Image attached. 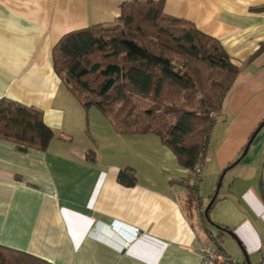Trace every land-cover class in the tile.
Wrapping results in <instances>:
<instances>
[{
  "label": "crops",
  "instance_id": "0c3cea01",
  "mask_svg": "<svg viewBox=\"0 0 264 264\" xmlns=\"http://www.w3.org/2000/svg\"><path fill=\"white\" fill-rule=\"evenodd\" d=\"M124 1L0 0V99L40 110L54 132L45 150L0 137V245L54 264H204L211 245L264 264V123L244 151L264 120V0L164 2L238 68L209 132L198 206L185 189L194 172L156 134L117 133L54 71L58 40L113 24ZM124 168L134 185L117 181Z\"/></svg>",
  "mask_w": 264,
  "mask_h": 264
},
{
  "label": "trees",
  "instance_id": "16d2710c",
  "mask_svg": "<svg viewBox=\"0 0 264 264\" xmlns=\"http://www.w3.org/2000/svg\"><path fill=\"white\" fill-rule=\"evenodd\" d=\"M164 2L126 0L113 24L64 34L52 48L53 68L84 109L95 108L119 134H156L178 164L193 171L202 166L238 68L215 38L167 15ZM0 137L20 150H45L54 132L40 110L2 98ZM199 179L185 180L196 206ZM117 181L134 185V170L121 169ZM0 264L54 263L0 245Z\"/></svg>",
  "mask_w": 264,
  "mask_h": 264
},
{
  "label": "built area",
  "instance_id": "2783aa9c",
  "mask_svg": "<svg viewBox=\"0 0 264 264\" xmlns=\"http://www.w3.org/2000/svg\"><path fill=\"white\" fill-rule=\"evenodd\" d=\"M193 172L195 175L200 176L201 166H196ZM202 260L204 264H240L231 255L218 250L211 245L203 247Z\"/></svg>",
  "mask_w": 264,
  "mask_h": 264
},
{
  "label": "water",
  "instance_id": "95a60500",
  "mask_svg": "<svg viewBox=\"0 0 264 264\" xmlns=\"http://www.w3.org/2000/svg\"><path fill=\"white\" fill-rule=\"evenodd\" d=\"M263 123H264V121H263V122L260 124V126L254 131V133L252 134V136H251V138H250L248 144L246 145L244 151L247 150V148H248V146L250 145L252 139L254 138L255 134L258 132V130L260 129V127H261V125H262ZM218 187H219V184H218ZM214 198H215V195L213 196V199H214ZM213 199L207 204V206H206V208H205V210H204V211H205V214H207V210L209 209V207H210V205H211Z\"/></svg>",
  "mask_w": 264,
  "mask_h": 264
},
{
  "label": "rangeland",
  "instance_id": "374dc122",
  "mask_svg": "<svg viewBox=\"0 0 264 264\" xmlns=\"http://www.w3.org/2000/svg\"><path fill=\"white\" fill-rule=\"evenodd\" d=\"M94 112H96V114H98V116L100 115V113H98V111L96 109H92ZM149 167H152V166H149ZM151 171H153V168H150ZM141 178L144 179V176H142V173H141ZM218 183L216 184V187H217Z\"/></svg>",
  "mask_w": 264,
  "mask_h": 264
}]
</instances>
